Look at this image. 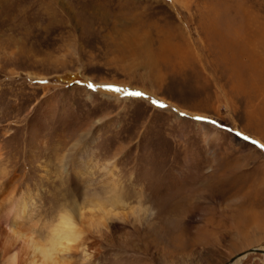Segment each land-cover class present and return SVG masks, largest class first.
<instances>
[{
    "label": "rangeland",
    "instance_id": "1",
    "mask_svg": "<svg viewBox=\"0 0 264 264\" xmlns=\"http://www.w3.org/2000/svg\"><path fill=\"white\" fill-rule=\"evenodd\" d=\"M65 212V264L264 251V0H0V255Z\"/></svg>",
    "mask_w": 264,
    "mask_h": 264
},
{
    "label": "bare ground",
    "instance_id": "2",
    "mask_svg": "<svg viewBox=\"0 0 264 264\" xmlns=\"http://www.w3.org/2000/svg\"><path fill=\"white\" fill-rule=\"evenodd\" d=\"M238 75V74H236ZM90 83L87 84V86ZM104 83H101L99 85H103ZM93 85V84H91ZM95 85V84H94ZM94 85H93V89H94ZM96 87V86H95ZM98 89V88H97ZM98 92V91H97ZM102 94V93H100ZM105 94L107 95H113V94H117L113 93L111 91H107L105 92ZM116 192V191H115ZM114 194V193H113ZM113 196V195H112ZM115 196V197H114ZM112 200L107 201V203L111 204L113 207L114 205H117L118 203H121V201L117 200L116 195H114ZM120 197V196H119ZM120 199V198H119ZM98 204V203H97ZM104 206V205H103ZM108 206V205H107ZM102 207V206H101ZM77 208V207H76ZM109 207H107L108 209ZM81 209V208H80ZM79 209V210H80ZM95 210V208H93ZM104 211L105 208H102ZM106 209V211H107ZM76 210V209H74ZM92 210V209H91ZM98 210V209H97ZM78 212V210H76ZM81 211V210H80ZM83 211V210H82ZM99 211V210H98ZM105 211V212H106ZM135 211V210H133ZM93 212V210H92ZM97 212V211H96ZM75 213V212H74ZM84 213V212H83ZM103 214H105L104 212H102ZM71 214V213H70ZM69 213L65 212L63 214H61L57 220V223L53 226V228L50 231V236L47 237L46 243L42 244L39 241H34L33 239H29L28 241V246L31 248V251L33 252V254L35 256H38L39 259L41 260V264H65V259H67L68 257H70L71 253H74V250H77V248L79 247V245L82 244V241L84 238H81L80 235V231L77 228L76 222L73 219V217L75 216V214L73 215V217L70 215ZM101 214V213H100ZM82 215V214H81ZM93 215V214H92ZM80 216V215H79ZM78 216V217H79ZM104 216V215H103ZM106 217H109L108 215H105ZM111 218V217H109ZM99 219H101L99 217ZM97 219V221L99 220ZM104 219L106 220V218L104 217ZM96 220V219H95ZM96 221V222H97ZM108 221V220H107ZM106 221V222H107ZM89 224V223H87ZM94 224V223H93ZM83 226V225H82ZM88 226V225H87ZM103 226V225H102ZM91 227V226H90ZM93 227V226H92ZM83 230V229H81ZM12 234V233H11ZM1 235V234H0ZM3 235V234H2ZM13 235V234H12ZM49 235V233H48ZM47 235V236H48ZM84 235V234H83ZM16 237V236H15ZM17 238V237H16ZM27 238V237H26ZM8 242H6L7 245ZM10 244V243H9ZM2 245V243H1ZM12 245V244H11ZM4 246V245H3ZM24 246V245H23ZM22 246V247H23ZM10 247V245H9ZM6 248V247H5ZM4 248V249H5ZM12 248V247H10ZM16 248V247H15ZM8 249V248H7ZM14 248H12L13 250ZM12 250L10 251L5 250V251H1V255H0V264H19V256H17L15 253H12ZM18 251V249H16ZM28 250V248H27ZM258 250V249H256ZM74 251V252H73ZM260 251L262 252V254H264L263 250L260 249ZM30 252V253H32ZM17 253V252H16ZM21 253V252H20ZM32 255V254H31ZM33 256V255H32ZM245 256V255H243ZM243 256H240L238 258H236L232 263H227V264H238L240 262V258H243ZM88 257L90 258V254L88 255ZM35 258V257H34ZM37 258V257H36ZM25 261V260H24ZM38 261V260H37ZM39 263V262H38ZM23 264V262H22Z\"/></svg>",
    "mask_w": 264,
    "mask_h": 264
},
{
    "label": "snow or ice",
    "instance_id": "3",
    "mask_svg": "<svg viewBox=\"0 0 264 264\" xmlns=\"http://www.w3.org/2000/svg\"><path fill=\"white\" fill-rule=\"evenodd\" d=\"M88 87H89V88H92L93 85L89 84ZM105 87H106V89H107L108 91H111V92H117V93H122V94L127 95V96H132V97H143V96H144V93H142V92H138V91H127V90H125V89H122V88H119V87H113V86H110V85H109V86H105ZM152 104H153V105H156V106L159 107V108H164V107H166V105H164L163 103H160V102L155 101V100L152 101ZM181 115H184V114L181 113ZM196 119H197V120H199V119H203V117H196ZM245 139H247V137H246ZM252 143L255 144L256 142L253 141Z\"/></svg>",
    "mask_w": 264,
    "mask_h": 264
},
{
    "label": "water",
    "instance_id": "4",
    "mask_svg": "<svg viewBox=\"0 0 264 264\" xmlns=\"http://www.w3.org/2000/svg\"><path fill=\"white\" fill-rule=\"evenodd\" d=\"M248 253H262V252H261L260 250L251 249V250H249V251H247V252H245V253H242V254H239V255L233 257L232 259H230L229 263H232L236 258H238V257H240V256H243V255H246V254H248ZM263 253H264V252H263Z\"/></svg>",
    "mask_w": 264,
    "mask_h": 264
}]
</instances>
